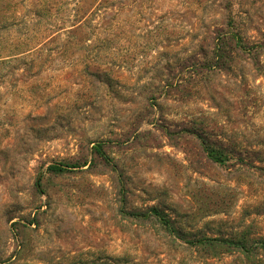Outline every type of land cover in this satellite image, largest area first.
Instances as JSON below:
<instances>
[{"label": "rangeland", "instance_id": "obj_1", "mask_svg": "<svg viewBox=\"0 0 264 264\" xmlns=\"http://www.w3.org/2000/svg\"><path fill=\"white\" fill-rule=\"evenodd\" d=\"M263 42L264 0H0V264H264Z\"/></svg>", "mask_w": 264, "mask_h": 264}, {"label": "trees", "instance_id": "obj_2", "mask_svg": "<svg viewBox=\"0 0 264 264\" xmlns=\"http://www.w3.org/2000/svg\"><path fill=\"white\" fill-rule=\"evenodd\" d=\"M229 21H233L232 18H230ZM235 41V45H231ZM212 41V50H211V56H210V61L209 63H206V66L208 69L211 71H222V70H228L232 68L233 65V60L235 58V55L237 52H235L237 49L242 50V39L239 37L237 34H222L218 35L216 37L211 38ZM256 49H261L264 50V42L261 45H258ZM246 50L245 48L243 51ZM242 51V52H243ZM200 52H202V48H200ZM248 54L250 52L248 51ZM106 73V71H104ZM104 72H101L100 70L95 72V75H101L105 74ZM196 138L199 140L201 150L204 153L205 157L219 165L225 164L226 161L229 160L231 156V152H228L229 150L225 147L218 146L215 143H212L209 141L207 136H211L207 132V130L202 129L198 132H195ZM95 150L97 153H99L102 158L106 161H108V158L105 156V154L102 152L101 146H96ZM87 164H83L80 167H85ZM66 168H70L68 166H65ZM72 168H77V167H72ZM50 171L57 172V173H62L65 170L64 167L58 168V167H51L49 168ZM151 214H153L155 217H159V212L156 210H151ZM162 225L166 226L167 228H170L169 221H167L164 218H156ZM209 243L208 244H226L230 246H241L240 243L233 242V241H227V240H220V239H211L207 240ZM261 246L264 250V241L261 242ZM243 249V247H242Z\"/></svg>", "mask_w": 264, "mask_h": 264}]
</instances>
